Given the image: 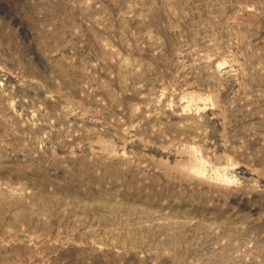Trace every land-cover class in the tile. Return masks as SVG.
Masks as SVG:
<instances>
[{"label": "rangeland", "instance_id": "rangeland-1", "mask_svg": "<svg viewBox=\"0 0 264 264\" xmlns=\"http://www.w3.org/2000/svg\"><path fill=\"white\" fill-rule=\"evenodd\" d=\"M0 264H264V0H0Z\"/></svg>", "mask_w": 264, "mask_h": 264}, {"label": "bare ground", "instance_id": "bare-ground-1", "mask_svg": "<svg viewBox=\"0 0 264 264\" xmlns=\"http://www.w3.org/2000/svg\"><path fill=\"white\" fill-rule=\"evenodd\" d=\"M158 4V3H157ZM154 5V4H153ZM159 11V10H158ZM161 12V11H160Z\"/></svg>", "mask_w": 264, "mask_h": 264}]
</instances>
